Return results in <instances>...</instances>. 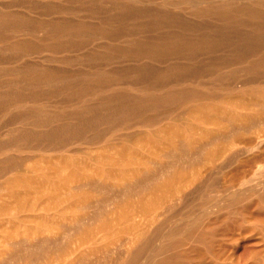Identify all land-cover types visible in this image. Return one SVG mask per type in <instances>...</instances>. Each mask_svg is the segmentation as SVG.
<instances>
[{
  "label": "bare ground",
  "instance_id": "obj_1",
  "mask_svg": "<svg viewBox=\"0 0 264 264\" xmlns=\"http://www.w3.org/2000/svg\"><path fill=\"white\" fill-rule=\"evenodd\" d=\"M10 6L0 0V191L14 206L0 201V264L59 238L48 264L91 249L106 264H207L214 225L261 197L262 180L168 213L214 168L264 160V96L241 111L224 99L264 85V0Z\"/></svg>",
  "mask_w": 264,
  "mask_h": 264
},
{
  "label": "rangeland",
  "instance_id": "obj_2",
  "mask_svg": "<svg viewBox=\"0 0 264 264\" xmlns=\"http://www.w3.org/2000/svg\"><path fill=\"white\" fill-rule=\"evenodd\" d=\"M3 3L10 4V9H18L20 11H28L25 9V4H29L31 0H1ZM30 13V12H29ZM58 13H53L52 16H58ZM254 88L259 89L255 95L250 92L249 89L243 90H235L229 94H225L224 99L231 97L237 103L235 105H230L228 103H224L225 107H235L234 110L241 111L243 107H240L239 104L246 103L251 101L252 99L258 98L259 100L263 99L264 96V85L261 86H254ZM223 98V97H222ZM263 101V100H262ZM253 111L260 114V107L256 106V109ZM168 122V121H167ZM166 122V123H167ZM108 143L105 144H96L94 145L92 153L99 151L100 148H105ZM102 146V147H101ZM102 148V149H103ZM59 154L57 153H47L44 154L43 159H48L49 157L52 158L53 161H57ZM85 158V156H81ZM35 159H42L40 156L36 157ZM34 160V159H33ZM32 161L27 162V164H31ZM27 168V167H26ZM25 168V169H26ZM29 169V168H28ZM30 170V169H29ZM29 174L35 175L36 172L30 170ZM257 180H262L261 186L264 185V160L255 162V163H245L241 160H235L231 162L229 165L225 167H216L214 168L209 174L204 175L201 180L197 181L194 184V187L189 191L186 199V204L181 203L180 205L176 206L170 213L173 214L174 212L178 211L179 209L186 210L188 208H193L194 204L197 203L199 200H202L207 197L206 194L211 193L212 196H220L224 193L228 192L230 189H235L237 186L240 185L241 182H245L249 184L250 182H256ZM215 183L216 188L209 192L205 191L206 184ZM8 190H1L0 191V201L9 202L12 206V199L8 195ZM138 197V193H131L122 195V200H130L132 202ZM250 206L245 208H240L232 215V219L224 221L220 219L214 225L215 234L212 236V252L208 254V262L207 264H228L227 262H238L240 258L238 257V247L239 245L243 244L244 241H256L263 237L264 230L261 227H264V190H262L261 197H255L250 203ZM257 208H262L260 213L256 212ZM12 212V210H10ZM252 212V213H251ZM107 214L105 211L99 216L95 223L90 224L89 228L96 230L100 225V220L103 218L105 219ZM111 215H109L110 217ZM240 226L241 228L250 227L253 231H248L244 233H240ZM262 230V231H261ZM74 237L79 235L81 230H70ZM119 233V231H112V232H104L107 236ZM121 233V232H120ZM240 234V235H239ZM1 235V231H0ZM69 239L67 238H59L57 244L55 243H44L42 244L41 249H37L33 246L29 245L30 254L29 257L23 258L21 256H14L8 260V264H48L49 262L53 261L56 257V253L58 252V248L60 245H63L68 242ZM73 240V239H72ZM3 243V240L0 238V244ZM256 246L254 250L248 248L244 255H242L241 264H264V243H260ZM54 244V245H53ZM204 249V248H203ZM206 250V249H204ZM89 254L87 258L82 262H76L75 264H106L107 255L103 250L93 251V249L89 250ZM257 252V253H256ZM256 253V254H255ZM195 264V263H193Z\"/></svg>",
  "mask_w": 264,
  "mask_h": 264
}]
</instances>
